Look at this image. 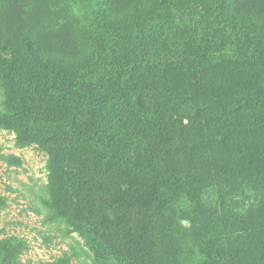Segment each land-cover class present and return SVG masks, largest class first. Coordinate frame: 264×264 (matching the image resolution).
Here are the masks:
<instances>
[{
  "label": "rangeland",
  "instance_id": "374dc122",
  "mask_svg": "<svg viewBox=\"0 0 264 264\" xmlns=\"http://www.w3.org/2000/svg\"><path fill=\"white\" fill-rule=\"evenodd\" d=\"M89 2L100 6V26L108 32L136 36L157 27L162 34L141 68L156 82L150 94L158 100V135L165 143L173 135L176 147L152 177L132 172L127 147H96L117 154L114 164L127 175L117 192L101 197L110 227H96L97 234L115 243L117 258L100 257L84 221L73 223L50 206L63 189L56 188L51 154L39 143L48 136L22 124L52 120L61 104L85 111L75 92L104 90L98 79L104 51L80 0H0V70L24 82L16 87L0 77V264H264V107L252 118L234 109V101L248 96L264 102V0ZM23 36L73 47L59 61L71 73L65 85L55 82L53 62L31 52ZM169 63L182 72L162 76ZM177 91L205 92L204 114L187 119L164 112ZM110 104V112H126L116 97ZM25 133L33 135L27 140ZM143 177L157 179L146 200L137 194ZM207 216L222 229L218 252L211 249Z\"/></svg>",
  "mask_w": 264,
  "mask_h": 264
},
{
  "label": "trees",
  "instance_id": "16d2710c",
  "mask_svg": "<svg viewBox=\"0 0 264 264\" xmlns=\"http://www.w3.org/2000/svg\"><path fill=\"white\" fill-rule=\"evenodd\" d=\"M90 4L89 0H80L79 8L82 10L87 28L95 37L96 44L104 51V65L98 74L104 90L99 93L84 88L76 90L75 93L81 94L82 106L87 107L85 111H81V107L74 108L72 105L61 104L56 107L52 120L37 121L32 118L22 126L36 131L38 128L40 133L48 136L42 137L39 143L51 154L52 178L56 188L63 189L57 190L49 202L53 211L79 225L78 221L83 220V230L90 247L100 257L114 261L117 258L115 243L112 240L100 239L96 227H110V213L102 212L104 202L101 197L110 195L113 191L117 192L119 183L127 181V175L120 166L114 164L120 161L117 154L113 155L110 150L107 152L108 149L99 152L96 147H127L132 152V172L143 171L152 177V168L160 165L166 153L176 147V144L173 135L166 143L165 138L162 140L158 135L157 122L160 114L155 111L158 100L155 94L153 96L150 94L156 82L154 79H148L141 68L144 58L151 52L152 46L158 42L162 34L157 27H147L136 36L125 37L115 31L108 32L100 26L101 20L98 18L100 6L90 7ZM106 5L105 3L104 7ZM22 39L24 44L32 46L29 48L31 52L32 48L37 49L40 58L53 62L56 68L55 82H60V86L65 85L63 82L67 77H71V73L66 74L64 67H59V61L68 51L72 53L73 47L66 51L59 45L60 41L59 44L53 45L49 41L43 45L35 43L28 36H23ZM3 62L6 68H10L8 60ZM170 71L182 72V69L177 64L169 63L164 67L162 76L168 75ZM0 77L12 81L16 87L24 86V82L12 73L6 74L0 70ZM180 87L177 85L176 89ZM180 92L168 96V103L163 111L173 110L182 113L187 119L201 117L204 111L199 109V104L206 103L205 92L198 95L191 93L189 97ZM251 92L252 89L249 90V95ZM115 97L124 105L126 109L124 115L115 112V109L109 111L110 103ZM249 97L240 103L234 101V109H238L244 118L254 117L257 114L255 109L264 107L263 101L258 103L253 97L251 99ZM261 110L259 115L263 116L264 111ZM24 135H28L26 136L28 140L33 134ZM93 179H97L96 183L92 182ZM156 180L138 178L141 191L139 189L137 194L141 199L151 197L157 185ZM206 219L214 233L210 241L211 249L218 252V241L215 240L220 239L222 229L210 216Z\"/></svg>",
  "mask_w": 264,
  "mask_h": 264
}]
</instances>
